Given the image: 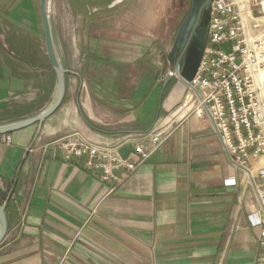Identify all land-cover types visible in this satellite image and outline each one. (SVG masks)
<instances>
[{
    "label": "crops",
    "instance_id": "crops-1",
    "mask_svg": "<svg viewBox=\"0 0 264 264\" xmlns=\"http://www.w3.org/2000/svg\"><path fill=\"white\" fill-rule=\"evenodd\" d=\"M108 1L107 10L128 13L113 33L73 37L81 48L77 58L69 53L70 66L59 55L67 70L60 108L41 126L4 135L8 144L0 136V204L10 195L0 264H254L259 231L248 220L250 190L226 185L240 175L207 120L163 108L166 67L155 40L139 34L152 26L131 23L147 0ZM0 21L3 125L40 113L56 79L39 0H0ZM162 117L175 123L168 138L133 173L116 170L120 179L128 175L122 183L103 181L86 156L64 160L65 137L115 145ZM132 151L125 145L118 154L133 162Z\"/></svg>",
    "mask_w": 264,
    "mask_h": 264
},
{
    "label": "built area",
    "instance_id": "built-area-1",
    "mask_svg": "<svg viewBox=\"0 0 264 264\" xmlns=\"http://www.w3.org/2000/svg\"><path fill=\"white\" fill-rule=\"evenodd\" d=\"M258 4L264 8V0ZM169 74L185 86L170 116L181 112L176 117L207 120L229 164L240 175L226 180V185L250 190L255 210L248 220L259 231L254 264H264V23H246L234 1L212 0L206 46L193 79L185 81L180 68ZM174 125L169 118L158 120L146 134L115 145L90 144L74 134L65 137L60 147L65 161L86 156V165L99 168L103 181L122 183L166 141ZM3 137L8 144L10 137ZM125 145L133 147L135 161L119 156L118 149ZM118 169L127 170L128 175L116 177Z\"/></svg>",
    "mask_w": 264,
    "mask_h": 264
},
{
    "label": "rangeland",
    "instance_id": "rangeland-1",
    "mask_svg": "<svg viewBox=\"0 0 264 264\" xmlns=\"http://www.w3.org/2000/svg\"><path fill=\"white\" fill-rule=\"evenodd\" d=\"M103 2L107 5L103 7H94L95 3ZM146 0H143V2ZM238 3L243 11L244 21L246 23H264V8H261L259 0H225ZM108 0H53L51 5L52 29L57 51L61 56L63 63L70 66L69 53L75 51L76 58L80 52L81 45L72 44L73 37L81 36H99L104 33H113L114 23H120L127 15L124 8L107 10ZM172 0H147V4H141V18L137 19L132 15L131 23H150L152 27L140 29L139 34H147V37L154 39L155 52L160 55L162 64L166 67V74L172 71L173 65L170 64L166 55L170 46L173 33L178 25L168 23L170 10L172 9ZM258 4L259 6H255ZM100 9V10H99ZM138 14V13H137ZM143 16V18H142ZM0 23H3L0 21ZM102 27V28H101ZM139 31V30H138ZM71 58V57H70ZM77 63L73 62V67L78 68ZM167 76V75H166ZM178 83L175 77H171L166 96L174 84ZM178 106L175 108L177 110ZM174 110V111H175ZM172 114V113H171ZM169 114V116L171 115ZM164 116H166L164 114ZM163 119V117H162Z\"/></svg>",
    "mask_w": 264,
    "mask_h": 264
},
{
    "label": "water",
    "instance_id": "water-1",
    "mask_svg": "<svg viewBox=\"0 0 264 264\" xmlns=\"http://www.w3.org/2000/svg\"><path fill=\"white\" fill-rule=\"evenodd\" d=\"M51 5L52 0H39V13L42 23L44 49L49 65L56 79L54 94L49 104L37 115L27 119H22L19 121L0 125V136L11 134L13 132L22 130L32 125L41 126L45 120L51 117L60 108L64 101L65 76L67 74V70L63 67L61 63L53 36ZM192 26L193 23H189L187 27V30H190L191 33L189 37V45L187 47V51L184 57L179 58L174 63L173 58L175 53L177 52V46L179 41L181 40L183 30L186 27L185 22L181 24L178 33L175 37V40L173 41V44L171 46V49L166 56L167 61L173 65L172 70L176 71L177 68H180V75L187 82L193 79L197 71L203 51L206 46L208 35V26L197 29L192 28ZM170 79L171 75L169 74L167 75L163 83L162 92L165 91ZM9 196L7 197L6 201L0 204V244L3 242L7 233V220L5 209L9 200Z\"/></svg>",
    "mask_w": 264,
    "mask_h": 264
},
{
    "label": "flooded vegetation",
    "instance_id": "flooded-vegetation-1",
    "mask_svg": "<svg viewBox=\"0 0 264 264\" xmlns=\"http://www.w3.org/2000/svg\"><path fill=\"white\" fill-rule=\"evenodd\" d=\"M116 1V0H111ZM172 9L170 10L168 23H175L177 20V27L173 33L168 52L171 49L173 41L178 33V30L183 22L186 23V27L181 35V40L177 46V52L174 55V63L183 58L187 47L189 45V37L191 31L187 30L188 24L193 23L192 28H204L207 27L210 20L212 0H172ZM168 54V53H167ZM167 56V55H166Z\"/></svg>",
    "mask_w": 264,
    "mask_h": 264
},
{
    "label": "bare ground",
    "instance_id": "bare-ground-1",
    "mask_svg": "<svg viewBox=\"0 0 264 264\" xmlns=\"http://www.w3.org/2000/svg\"><path fill=\"white\" fill-rule=\"evenodd\" d=\"M184 90L185 86L183 83L174 84L164 100L163 108L169 111L172 107H174L180 101ZM180 114L181 112L176 113L177 116H180Z\"/></svg>",
    "mask_w": 264,
    "mask_h": 264
},
{
    "label": "trees",
    "instance_id": "trees-1",
    "mask_svg": "<svg viewBox=\"0 0 264 264\" xmlns=\"http://www.w3.org/2000/svg\"><path fill=\"white\" fill-rule=\"evenodd\" d=\"M167 88H168V86L166 87V89H165L164 93L167 91Z\"/></svg>",
    "mask_w": 264,
    "mask_h": 264
}]
</instances>
